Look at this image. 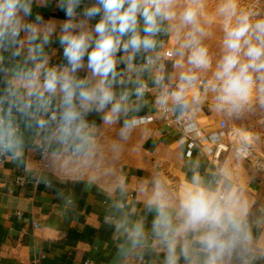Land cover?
Segmentation results:
<instances>
[{
	"label": "clouds",
	"instance_id": "clouds-1",
	"mask_svg": "<svg viewBox=\"0 0 264 264\" xmlns=\"http://www.w3.org/2000/svg\"><path fill=\"white\" fill-rule=\"evenodd\" d=\"M205 106L225 121L264 108V0H0V156L24 163L27 148L107 185L106 220L141 264H264V210L228 163L202 174L191 160L177 186L155 172L134 199L116 168L146 108L188 136ZM231 137L237 159L257 139Z\"/></svg>",
	"mask_w": 264,
	"mask_h": 264
},
{
	"label": "crops",
	"instance_id": "crops-1",
	"mask_svg": "<svg viewBox=\"0 0 264 264\" xmlns=\"http://www.w3.org/2000/svg\"><path fill=\"white\" fill-rule=\"evenodd\" d=\"M50 17L63 19L64 14L51 8L45 12V19ZM53 47L58 50L53 62H59L62 50L58 45ZM152 112L146 108L140 115ZM202 113L208 120L206 125L200 121ZM211 117L212 113L203 110L196 120L207 130L217 128L218 120ZM107 135L114 138L115 134ZM229 137L225 140L228 150L217 161L197 149L187 156V139L183 133L169 128L156 116L146 132L133 133L116 168L126 177L131 186L130 198L134 199L135 185L155 172H162L177 186L190 178L191 160L199 161L202 174L228 163L253 202L254 213L260 215L264 210V179L254 176L253 164L235 157V142ZM23 160L21 163L5 156L0 163V264H86L87 260L91 264H141L120 247L122 238L106 220L112 201L117 198L107 185L101 187L86 175L54 171L49 164L44 166L35 151L27 148ZM256 169L260 170L259 165ZM20 172L30 178L25 187L14 182ZM135 207L143 214L142 203H136ZM17 211L22 213L21 217L16 215ZM151 218L149 215V224ZM162 259L163 254L159 257Z\"/></svg>",
	"mask_w": 264,
	"mask_h": 264
},
{
	"label": "built area",
	"instance_id": "built-area-1",
	"mask_svg": "<svg viewBox=\"0 0 264 264\" xmlns=\"http://www.w3.org/2000/svg\"><path fill=\"white\" fill-rule=\"evenodd\" d=\"M146 115H152V121L155 120L156 116H158L156 115L155 111ZM161 118L166 126L182 133L179 125L175 123L174 119H168L164 117ZM197 124L199 135L189 134L188 136H185L187 139L186 155H192L193 151L197 149L203 152L204 154L208 155L213 161H217L220 158L222 152L228 150V143L225 141L226 138L229 136L227 121H225V119H221L217 128L209 130L201 126L198 121ZM4 159L5 156H0V163H2ZM42 163L44 164V166L48 165V163L45 161H42ZM14 182L21 187H25L30 183V178L26 173L20 172L14 177ZM16 215L18 217H21L22 213L17 211ZM91 263V260L86 261V264Z\"/></svg>",
	"mask_w": 264,
	"mask_h": 264
},
{
	"label": "rangeland",
	"instance_id": "rangeland-1",
	"mask_svg": "<svg viewBox=\"0 0 264 264\" xmlns=\"http://www.w3.org/2000/svg\"><path fill=\"white\" fill-rule=\"evenodd\" d=\"M244 2H247V0H244ZM219 33H217L218 35ZM212 50L214 52H218V44L215 40L210 41ZM205 113H212L211 119L218 120L217 123L221 119H224L223 117L213 113L207 106L204 108ZM203 118L200 120L202 125L208 122L207 118H205V114L202 113ZM221 118V119H220ZM219 125V124H217ZM235 125L237 127H242L254 134H256L257 139L249 147L248 154L245 157V159L248 161V163L253 164V172L254 176L256 178H263L264 179V108L260 106H256L252 111L245 113L242 117L239 119H235L233 121H227V127L229 132V139L233 141L231 137V128ZM216 127V126H214ZM256 165H259L260 170L256 169Z\"/></svg>",
	"mask_w": 264,
	"mask_h": 264
}]
</instances>
